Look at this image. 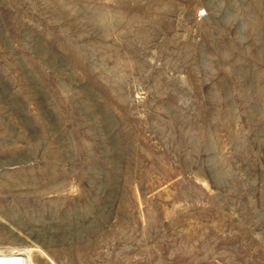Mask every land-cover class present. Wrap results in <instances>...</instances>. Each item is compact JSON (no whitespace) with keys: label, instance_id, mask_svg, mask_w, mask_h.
Wrapping results in <instances>:
<instances>
[{"label":"rangeland","instance_id":"374dc122","mask_svg":"<svg viewBox=\"0 0 264 264\" xmlns=\"http://www.w3.org/2000/svg\"><path fill=\"white\" fill-rule=\"evenodd\" d=\"M264 264V0H0V258Z\"/></svg>","mask_w":264,"mask_h":264},{"label":"bare ground","instance_id":"6f19581e","mask_svg":"<svg viewBox=\"0 0 264 264\" xmlns=\"http://www.w3.org/2000/svg\"><path fill=\"white\" fill-rule=\"evenodd\" d=\"M0 264H25L23 257L3 259L0 258Z\"/></svg>","mask_w":264,"mask_h":264}]
</instances>
